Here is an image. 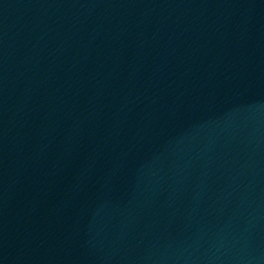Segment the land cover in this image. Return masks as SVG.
I'll return each instance as SVG.
<instances>
[{
	"label": "water",
	"instance_id": "water-1",
	"mask_svg": "<svg viewBox=\"0 0 264 264\" xmlns=\"http://www.w3.org/2000/svg\"><path fill=\"white\" fill-rule=\"evenodd\" d=\"M0 264H264V0H0Z\"/></svg>",
	"mask_w": 264,
	"mask_h": 264
}]
</instances>
